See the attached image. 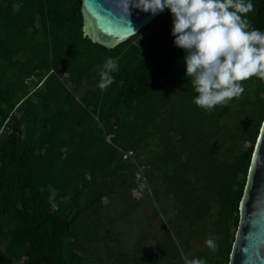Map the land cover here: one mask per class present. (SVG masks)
<instances>
[{
    "label": "trees",
    "instance_id": "16d2710c",
    "mask_svg": "<svg viewBox=\"0 0 264 264\" xmlns=\"http://www.w3.org/2000/svg\"><path fill=\"white\" fill-rule=\"evenodd\" d=\"M252 2L247 19L264 30V0ZM14 3L22 5L19 11ZM81 6V0H0V264H83L104 199L132 187L123 151L153 135L160 148L149 181L160 173L159 183L176 202L175 219L197 234L215 208V247L195 258L227 264L264 118V79L241 82L252 96L235 111L238 125L223 126L235 98L212 110L193 103L196 92L167 9L107 46L84 33ZM19 54L22 59L14 57ZM109 57L120 70L100 89ZM37 59V76L38 67L53 66L62 77L47 75L30 97L24 78ZM84 80L90 85L77 96ZM155 244L159 256L137 255L135 263L172 264L179 248L170 232Z\"/></svg>",
    "mask_w": 264,
    "mask_h": 264
},
{
    "label": "clouds",
    "instance_id": "9594fccd",
    "mask_svg": "<svg viewBox=\"0 0 264 264\" xmlns=\"http://www.w3.org/2000/svg\"><path fill=\"white\" fill-rule=\"evenodd\" d=\"M21 7L13 4L16 11ZM253 7L252 0H112L110 10L134 33L132 9L152 15L167 9L173 43L184 51L185 76L196 92L193 103L212 110L239 97L245 91L242 81L253 76L264 79V30L253 27L246 16ZM119 70L118 61L107 58L97 86L106 89ZM205 243L214 247L211 238ZM186 264L207 261L197 257Z\"/></svg>",
    "mask_w": 264,
    "mask_h": 264
},
{
    "label": "rangeland",
    "instance_id": "374dc122",
    "mask_svg": "<svg viewBox=\"0 0 264 264\" xmlns=\"http://www.w3.org/2000/svg\"><path fill=\"white\" fill-rule=\"evenodd\" d=\"M150 33L151 30L148 29L142 35ZM36 40V46L39 48L40 41H43L42 37ZM30 47L31 45H28L26 50ZM14 57L22 59L23 54ZM39 60L37 59L36 62L32 60L28 75L24 78L26 87L23 86V90L28 92L27 95L30 97H35L37 90L43 88L42 80L47 75L62 77L53 66L48 69L38 67L43 70H40L37 76L34 63H38ZM36 77L40 81L37 85H35ZM87 85L90 83L84 80L81 90L75 94L79 96ZM243 86L245 91L235 98L230 112L221 119L220 124L223 126L232 127L234 123L237 124L235 111L240 107V101L244 100L247 94L251 98L249 87L245 83ZM143 138L145 140H141L135 149L125 150L126 152L122 153V157L131 165L127 170V176L132 180V187L124 195L118 194L110 199H104L103 216L92 227L94 234L91 240L85 242L83 264H136L137 255L146 258L153 251L159 256L161 249L159 250L155 242L166 238L167 231L170 232V237L177 241L179 248V252L171 259L172 264H186V260L195 258L201 250L205 251L207 256L210 255V248L213 247L205 243L210 238L214 241L215 247L213 236L215 208L203 222L199 234L188 230L182 222L176 220V202L159 183L160 173H155L151 181L146 175L155 155L159 152L157 139L154 135ZM106 139L109 140V135ZM249 144L248 139L243 142L244 146ZM154 188L157 189L155 192ZM139 239L143 242L137 246ZM146 264L153 263L146 262Z\"/></svg>",
    "mask_w": 264,
    "mask_h": 264
},
{
    "label": "water",
    "instance_id": "95a60500",
    "mask_svg": "<svg viewBox=\"0 0 264 264\" xmlns=\"http://www.w3.org/2000/svg\"><path fill=\"white\" fill-rule=\"evenodd\" d=\"M84 33L95 41L113 46L139 32L157 15L132 9V29L110 10L112 0H81ZM239 219L227 264H264V118L253 146Z\"/></svg>",
    "mask_w": 264,
    "mask_h": 264
},
{
    "label": "built area",
    "instance_id": "2783aa9c",
    "mask_svg": "<svg viewBox=\"0 0 264 264\" xmlns=\"http://www.w3.org/2000/svg\"><path fill=\"white\" fill-rule=\"evenodd\" d=\"M126 158V157H125Z\"/></svg>",
    "mask_w": 264,
    "mask_h": 264
}]
</instances>
